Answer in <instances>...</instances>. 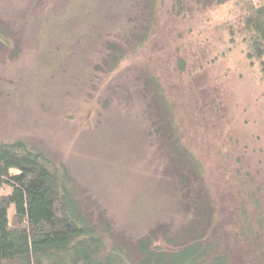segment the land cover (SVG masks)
<instances>
[{
	"label": "rangeland",
	"instance_id": "rangeland-1",
	"mask_svg": "<svg viewBox=\"0 0 264 264\" xmlns=\"http://www.w3.org/2000/svg\"><path fill=\"white\" fill-rule=\"evenodd\" d=\"M146 1L0 0V32L9 38L0 44V143L22 140L64 165L107 251L140 264L141 239L162 229L181 235L195 221L167 171L150 94H141L154 72L178 103L183 142L203 165L201 183L214 190L219 213L228 208L220 217L230 226L225 244L250 262L253 244L234 246L240 235L231 193L246 179L252 185L255 170L264 176V87L241 50L221 40L234 6L203 9L192 0L178 16V0H161L158 36L139 52L128 44L127 60L109 74L107 43H124L141 29Z\"/></svg>",
	"mask_w": 264,
	"mask_h": 264
},
{
	"label": "trees",
	"instance_id": "trees-1",
	"mask_svg": "<svg viewBox=\"0 0 264 264\" xmlns=\"http://www.w3.org/2000/svg\"><path fill=\"white\" fill-rule=\"evenodd\" d=\"M161 2L146 1L147 15L138 16L141 29L131 32L124 43H107L103 66L109 74H114L127 60L128 44L136 43L132 50L139 52L151 45L150 38L154 34L155 38L158 36ZM186 2L191 4L192 0L176 2L178 16L183 15ZM195 4L203 9L234 6L232 17L222 24L225 39L223 36L221 40L227 48L241 50L250 67L258 72L259 82L264 87V0H196ZM8 41L7 35L0 32L2 47H6ZM179 64L185 71L187 63L181 60ZM142 67L148 70V65ZM145 76L141 94H150V98L145 99L149 100L148 108L158 140L169 155L167 171L181 187L184 203L195 221L189 223L181 235L169 236V232L162 229V233L154 230L141 239L136 249L141 256L140 264H252L258 257L259 263L255 264H264V176L255 170V181L249 179L252 185L247 186L246 179L231 193L233 212L238 219L234 229L240 235L234 246L240 244L238 240L241 239L244 244H253L256 250L247 262L240 260L225 244L230 226H225L220 217L225 218L228 208L219 213L220 200L214 196L211 186L201 183L205 179L203 165L183 142V131L176 116L178 103L171 100L163 77L154 72L151 75L149 71ZM191 183L198 189L192 188ZM72 185L68 169L55 164L45 153L29 148L22 140L0 143V264L127 262L129 256L116 250L107 251L104 234H100L91 216L83 212ZM193 193H196L195 198L190 197ZM12 208L13 222L9 216ZM160 233L164 236L163 243L158 240ZM258 238H261L260 243Z\"/></svg>",
	"mask_w": 264,
	"mask_h": 264
}]
</instances>
